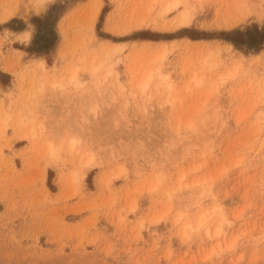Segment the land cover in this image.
I'll return each mask as SVG.
<instances>
[{
    "label": "rangeland",
    "instance_id": "rangeland-1",
    "mask_svg": "<svg viewBox=\"0 0 264 264\" xmlns=\"http://www.w3.org/2000/svg\"><path fill=\"white\" fill-rule=\"evenodd\" d=\"M172 2L0 0V264H264V50L138 35L262 26L264 0Z\"/></svg>",
    "mask_w": 264,
    "mask_h": 264
},
{
    "label": "trees",
    "instance_id": "trees-1",
    "mask_svg": "<svg viewBox=\"0 0 264 264\" xmlns=\"http://www.w3.org/2000/svg\"><path fill=\"white\" fill-rule=\"evenodd\" d=\"M64 13L65 8L62 5L53 4L44 15L33 16L30 19V24L33 26L34 30L33 39L30 46L27 48L30 54L36 55L37 57H49L52 54L60 41L57 24ZM105 13H107V7L104 8L102 12L97 31L101 37L110 39L111 37L109 35L100 33ZM3 28H7L14 32H22L26 30L27 25L22 20L14 18L9 23L5 24ZM138 35H140L142 39L154 38L155 41L174 40L183 37H189L192 40H221L232 44L236 50L242 51L245 54H257L264 50V24L262 26L252 24L244 29L238 28L231 31L214 33L185 28L175 34H155L147 36L146 32H142ZM5 76L9 77L8 75Z\"/></svg>",
    "mask_w": 264,
    "mask_h": 264
},
{
    "label": "bare ground",
    "instance_id": "bare-ground-1",
    "mask_svg": "<svg viewBox=\"0 0 264 264\" xmlns=\"http://www.w3.org/2000/svg\"><path fill=\"white\" fill-rule=\"evenodd\" d=\"M180 3L178 2V0H173L172 4H170V6L168 7L167 11L169 10H172V9H175L177 8V6L179 5ZM182 16L184 17V14L182 13ZM186 16V15H185ZM182 17V18H183ZM181 18V19H182ZM184 19V18H183ZM188 20V19H187ZM183 21V20H182Z\"/></svg>",
    "mask_w": 264,
    "mask_h": 264
}]
</instances>
